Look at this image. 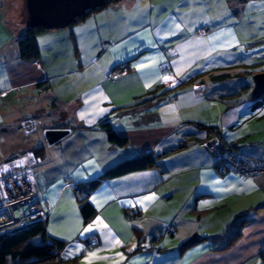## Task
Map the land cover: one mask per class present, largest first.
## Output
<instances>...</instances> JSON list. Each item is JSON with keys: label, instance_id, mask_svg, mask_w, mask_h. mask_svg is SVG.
Returning a JSON list of instances; mask_svg holds the SVG:
<instances>
[{"label": "crops", "instance_id": "obj_1", "mask_svg": "<svg viewBox=\"0 0 264 264\" xmlns=\"http://www.w3.org/2000/svg\"><path fill=\"white\" fill-rule=\"evenodd\" d=\"M232 1L119 0L68 27L40 32V57L23 60L18 40L28 24L15 32L16 3L0 0L4 113L14 98L28 97L30 110L9 118L17 130L28 136L38 125L43 133L69 130L54 144L7 152L12 157L44 148L34 169L36 189L52 203L47 233L67 242L64 257H76L78 264H263L264 175L221 174L215 156L200 145L223 141L264 159V101L256 104L254 83L242 78L264 72V19L246 26ZM236 1L245 8L248 0ZM244 26L255 32L248 36ZM200 28L209 32L198 33ZM249 41L259 44L252 54L244 49ZM247 54L255 60L247 63ZM119 64L129 71L107 80V70ZM227 65L239 72L233 79L210 78ZM237 79L242 83H229ZM27 119L35 127L28 128ZM105 120L127 136L128 145L109 140L99 125ZM147 151L157 165L105 179L89 193L75 191ZM83 198L95 207L88 220ZM97 218L107 228L85 232ZM171 224L177 233L169 235ZM237 228L240 236L229 245ZM94 234L99 242L90 246L86 241ZM195 234L197 242L184 245Z\"/></svg>", "mask_w": 264, "mask_h": 264}, {"label": "trees", "instance_id": "obj_2", "mask_svg": "<svg viewBox=\"0 0 264 264\" xmlns=\"http://www.w3.org/2000/svg\"><path fill=\"white\" fill-rule=\"evenodd\" d=\"M117 1L119 0H107V4L105 6H108L110 3ZM89 13L78 19L85 18L87 15H89ZM78 19H76L75 21H77ZM42 31H46V30L40 27L37 28L28 27L27 31L22 36L19 37L18 45H19V56L21 59L35 60L40 57L41 51L37 40V34H39ZM230 77H231V73L225 71L220 73H211L210 75V78L213 81H224ZM255 99H256V104L260 105L264 101V96L259 99L257 98ZM99 125L103 129H105V131L107 132V136L112 143L122 147L128 145L129 141L127 136L119 133L108 120L100 122ZM202 126L208 130L215 129V126L213 125H202ZM202 142L203 141H201L200 143ZM205 142H212V141L207 140ZM220 142L224 146H227L223 141ZM229 149L235 150L231 147H229ZM33 150H35L38 155L43 157L44 155L43 147H37L34 148ZM14 157L15 156L10 158L9 161H11ZM215 161H216L215 162L216 165L217 164L216 157H215ZM157 164L158 161L156 156L151 151H147L139 156L124 159L110 166L99 177L90 180L89 182L77 185L75 191L77 193L78 191L89 193L92 190H95L105 179L115 178L127 174L129 172L147 169ZM218 172L221 174H229V173H222L219 170ZM81 211L84 215V218L88 220L95 213V207L87 198H83L81 199ZM239 236H240V230L237 228L233 232V234L229 237V245H231ZM88 239L86 241L87 243H88ZM66 245H67L66 241L53 238L48 235L47 219H46L39 223H36L35 225L27 229L18 231L16 233L0 235V264H78V260L76 257L71 259V258H66L62 255V252L65 250ZM261 255L264 261V251L261 253Z\"/></svg>", "mask_w": 264, "mask_h": 264}, {"label": "built area", "instance_id": "obj_3", "mask_svg": "<svg viewBox=\"0 0 264 264\" xmlns=\"http://www.w3.org/2000/svg\"><path fill=\"white\" fill-rule=\"evenodd\" d=\"M208 32L206 28L198 30L201 34ZM162 68L168 71L169 65L165 63ZM128 71L129 67L113 66L107 70L106 79L114 80ZM45 142L48 143L46 137ZM200 145L215 152L216 165L222 173H235L241 176L264 175V159L250 156L241 150H230L218 140L204 141ZM40 160V155L31 149L0 167V235L16 233L47 219L52 203L41 199L32 177L33 168ZM168 231L175 234L177 229L171 224ZM98 242V236L94 234L89 237L87 244L94 246Z\"/></svg>", "mask_w": 264, "mask_h": 264}, {"label": "rangeland", "instance_id": "obj_4", "mask_svg": "<svg viewBox=\"0 0 264 264\" xmlns=\"http://www.w3.org/2000/svg\"><path fill=\"white\" fill-rule=\"evenodd\" d=\"M13 1H15V3H16V6L14 8V11H15L14 16H15L16 21L12 20L14 22V25H13L14 31L21 34V31L23 30L22 28H24V26L25 25L27 26V24H28V17H27L25 0H13ZM231 3H232L231 10H233L236 14H239L241 12L240 17L242 18V23L246 24V26L249 27L251 25L253 18L258 17L259 18V19L257 18L259 20L258 22L263 21L264 11L263 10L261 12L259 11L260 7H263V9H264V2H261V0H248L245 8L240 6V4L242 5L243 3L240 2V4H239L236 0H233ZM248 27L244 26V29L248 31V36H249L250 34H253L255 32V29L251 30ZM27 28H28V26L25 29L26 31H27ZM246 34H247V32H246ZM247 44L248 45L244 49L250 50V51H248V53H250V54H252L251 50L256 51L255 50L256 45H259L258 42L252 43V41H249ZM247 56H249V59H247V63H251V62H253V60H255L254 58H252V55L250 57V55L247 54ZM115 66L129 67L128 64H119V65H115ZM228 66H230V65H227V68H228ZM234 68L235 67H230L227 70H225V72L231 73V77H230L231 79H233L232 78L233 76L234 77L236 76V73H239ZM220 72L221 71H217L215 73H220ZM242 74H244V77H242L244 80H246L248 77H250V79L253 82V76L255 74H252L250 76L246 75V72H244ZM119 77H121V76H119ZM239 81L237 79V80H235L233 82H229V83H237L238 82L241 84L242 79H239ZM12 102H13V104L10 107H7V112H8L7 114H5L3 111V104L0 105V166H2L4 163H7V161H9L10 158L13 157V156L11 157L10 155H7L8 154L7 152H8V150L12 149L14 146L20 147V145L21 146L30 145V143L33 144L34 142H37V144H43V143L45 145L48 144L45 142L46 136H45V133L42 132L40 125H38V130L33 131L28 136V135H26L25 131H23L22 129H20V131L17 130V127L15 126V124L12 122V120L10 121V119H9V118L13 119V116L19 112H26V111L30 110V107L26 108L27 103H30V101H28V97H22L21 96L18 99L14 98ZM25 118H32V117H29V115H26ZM29 120H31V121H29ZM32 121H33L32 119L25 120V123L26 122L29 123L28 128H30V129L32 127H35L32 124L33 123ZM24 124H23V126H24ZM46 140H48L47 137H46ZM205 148L211 154H213L215 156L214 151L210 150L209 147L208 148L205 147ZM26 152L22 153L21 155H24ZM40 157H41V159L43 158L42 156H40ZM37 165L33 168V172H32L33 173L32 177L34 179V183H35L34 169L37 167ZM35 187H36V183H35ZM19 213H20V210L17 211V215H19ZM168 234L171 235V233L169 231H168ZM195 235H197V234H195Z\"/></svg>", "mask_w": 264, "mask_h": 264}, {"label": "water", "instance_id": "obj_5", "mask_svg": "<svg viewBox=\"0 0 264 264\" xmlns=\"http://www.w3.org/2000/svg\"><path fill=\"white\" fill-rule=\"evenodd\" d=\"M107 0H25L28 27H40L44 30L65 28L87 13L101 8ZM254 88L252 96H264V72L253 76ZM69 134L68 129L49 128L45 131L49 144H54ZM197 235H193L184 245L197 242Z\"/></svg>", "mask_w": 264, "mask_h": 264}, {"label": "snow or ice", "instance_id": "obj_6", "mask_svg": "<svg viewBox=\"0 0 264 264\" xmlns=\"http://www.w3.org/2000/svg\"><path fill=\"white\" fill-rule=\"evenodd\" d=\"M177 27H179V26L177 25ZM164 79L168 80V79H170V77H164ZM146 199H149V198H146ZM106 228H107V225L104 224L102 220L97 218V221L95 222V227H93L92 225H89L88 228H86L84 231L85 232H93V231H99L100 229H106ZM115 243H119V241L116 240ZM95 255H96V253H89V256H95Z\"/></svg>", "mask_w": 264, "mask_h": 264}]
</instances>
